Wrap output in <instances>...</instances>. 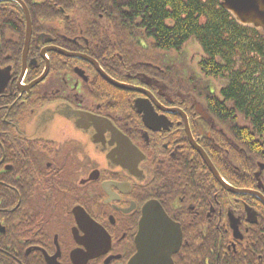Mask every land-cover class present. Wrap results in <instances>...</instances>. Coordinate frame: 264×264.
<instances>
[{
  "label": "flooded vegetation",
  "instance_id": "flooded-vegetation-1",
  "mask_svg": "<svg viewBox=\"0 0 264 264\" xmlns=\"http://www.w3.org/2000/svg\"><path fill=\"white\" fill-rule=\"evenodd\" d=\"M224 1L264 44V2L243 24ZM108 4L0 0V264H131L141 237L153 245L144 264H264L249 120L224 103L225 83L172 76L157 51L106 47Z\"/></svg>",
  "mask_w": 264,
  "mask_h": 264
},
{
  "label": "trees",
  "instance_id": "trees-1",
  "mask_svg": "<svg viewBox=\"0 0 264 264\" xmlns=\"http://www.w3.org/2000/svg\"><path fill=\"white\" fill-rule=\"evenodd\" d=\"M105 46L123 50L181 53L193 38L204 56L198 63L206 78L223 79L224 103L250 122V153L260 160L264 135V44L218 9L217 0H108ZM171 69V75L176 77ZM203 88L209 89L203 84ZM217 107H221L216 102ZM226 109V108H225ZM244 133L240 131L241 136Z\"/></svg>",
  "mask_w": 264,
  "mask_h": 264
},
{
  "label": "water",
  "instance_id": "water-1",
  "mask_svg": "<svg viewBox=\"0 0 264 264\" xmlns=\"http://www.w3.org/2000/svg\"><path fill=\"white\" fill-rule=\"evenodd\" d=\"M264 0H225L223 7L225 8V10L231 11L233 12L235 15L238 16L239 20L242 21L243 24H248L245 22V20H243V16H251L253 13L259 14V7L261 5V3H263ZM27 54V50L25 51V55ZM90 60V59H88ZM91 62H93L99 69V66L96 62H94L92 59L90 60ZM100 70V69H99ZM3 73L0 72V76L2 77V81H4V83H2V86H0V92L5 88V86L7 85V81L9 80V73L8 71H2ZM101 74L105 77V79H107V77L104 75V73L100 70ZM110 81V80H109ZM122 87V86H120ZM139 105V104H138ZM139 111L142 112L144 109H146L145 107H143V105H139ZM146 112L148 113V110L146 109ZM200 152L203 155V158L206 160V162L208 163V166L210 167L211 170H213V173H217L216 169L213 168V164L211 163L210 159L207 158V155L200 150ZM147 211L145 213L150 214V215H155L159 218V222L166 224V227L164 228L165 230H172V223L169 221L168 217L165 215L164 212H157L154 211L155 208H160V206L158 204H150L147 207ZM161 210V209H160ZM149 215V217H150ZM147 222H148V218L145 221V223H143L142 229L143 230H147ZM147 238L146 237H141V239L138 240V255L133 259V263L131 264H144V260H147L150 254V248L153 246L152 244L147 242ZM156 245V244H154ZM153 254H150V256H152Z\"/></svg>",
  "mask_w": 264,
  "mask_h": 264
},
{
  "label": "rangeland",
  "instance_id": "rangeland-1",
  "mask_svg": "<svg viewBox=\"0 0 264 264\" xmlns=\"http://www.w3.org/2000/svg\"><path fill=\"white\" fill-rule=\"evenodd\" d=\"M202 52L203 50L201 46L193 38L190 42H187L186 46L181 51V53L165 52L164 54V52H157L154 55H156V57L159 58L161 61L166 62L167 63L166 65H169L172 68H174L173 69L174 71H176L179 75L183 76L186 79H194V80L202 79L208 85L215 86L216 88H221L225 82H221L219 80H213V79H206L204 78L203 75L200 74L201 72L198 63H200L201 59L204 56V53ZM177 79H175V81ZM58 128L60 129L67 128L68 131L74 134L72 128L68 127L67 124L60 123ZM60 129L57 130H55V128L53 130L50 129L48 136L50 137L49 139L57 140V138H60L61 135L59 131ZM53 136L55 137V139L52 138Z\"/></svg>",
  "mask_w": 264,
  "mask_h": 264
}]
</instances>
